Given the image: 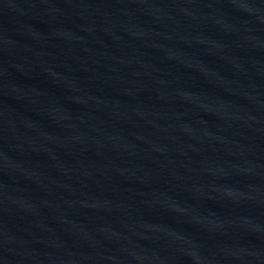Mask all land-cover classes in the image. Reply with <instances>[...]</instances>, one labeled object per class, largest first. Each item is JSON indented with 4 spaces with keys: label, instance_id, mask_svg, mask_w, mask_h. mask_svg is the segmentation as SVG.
Here are the masks:
<instances>
[{
    "label": "water",
    "instance_id": "1",
    "mask_svg": "<svg viewBox=\"0 0 264 264\" xmlns=\"http://www.w3.org/2000/svg\"><path fill=\"white\" fill-rule=\"evenodd\" d=\"M0 264H264V0H0Z\"/></svg>",
    "mask_w": 264,
    "mask_h": 264
}]
</instances>
